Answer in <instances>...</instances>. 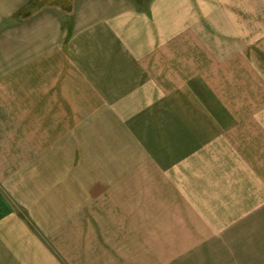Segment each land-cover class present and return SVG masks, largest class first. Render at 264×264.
Wrapping results in <instances>:
<instances>
[{"label": "crops", "instance_id": "obj_1", "mask_svg": "<svg viewBox=\"0 0 264 264\" xmlns=\"http://www.w3.org/2000/svg\"><path fill=\"white\" fill-rule=\"evenodd\" d=\"M259 4L0 0V264L264 262Z\"/></svg>", "mask_w": 264, "mask_h": 264}, {"label": "rangeland", "instance_id": "obj_2", "mask_svg": "<svg viewBox=\"0 0 264 264\" xmlns=\"http://www.w3.org/2000/svg\"><path fill=\"white\" fill-rule=\"evenodd\" d=\"M262 1L263 0H260L259 21L257 22L260 28L259 30L258 28L254 30L255 36L244 38V53H243V61H244L243 62L244 64L243 65V76L244 77L255 76V78H258L256 83H258L257 87L260 88V92L264 91V29H263L264 28V10L261 11V9H264V4L262 3ZM221 57L225 58L226 60V61H223L224 60L223 59L222 61H223V64H226L225 70H226L227 80L229 81V83L227 85H214L212 87H214L217 91L220 90L221 93L222 92L225 93L224 96L228 98L227 103L230 106L234 107V93L237 87L236 84H234L235 54L234 52L223 53ZM246 65L248 67H246ZM249 67L252 69V71H250ZM104 134L107 135V137L105 136L103 140L108 139L109 141L108 145L111 148H114L115 151L111 150L110 148L100 147L98 150L99 159L103 158V160H106L107 156L122 157L126 155L123 152V150H125V147H126V132L104 133ZM101 139L102 137H100V140ZM100 146L105 147L102 143H100ZM85 151H87V153H89V156H90L92 149L84 150V152ZM113 159H111L112 161H111V164L109 165H106V164L99 165V170L103 171V168L104 170L106 168L105 172H109L108 169H110V171H113L112 170ZM208 264H234V259H233V256H230L229 253L221 257L217 252L211 251ZM261 264H264V262H262Z\"/></svg>", "mask_w": 264, "mask_h": 264}]
</instances>
